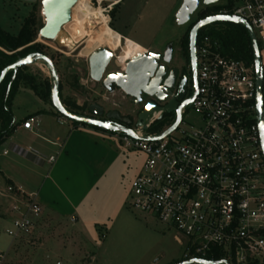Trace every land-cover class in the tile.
Returning <instances> with one entry per match:
<instances>
[{
	"label": "built area",
	"instance_id": "obj_1",
	"mask_svg": "<svg viewBox=\"0 0 264 264\" xmlns=\"http://www.w3.org/2000/svg\"><path fill=\"white\" fill-rule=\"evenodd\" d=\"M218 13L229 14L227 10ZM232 14L252 25L264 66V0H237ZM148 52L146 49L144 54ZM196 55L198 93L182 108L178 127L161 140L146 139L160 135L176 119L175 115L162 132H152L151 127L166 113L160 110L132 128L137 138L119 134L127 150L145 156L131 181L128 203L175 230V240L184 246L183 260L261 264L264 156L257 123L254 63L223 54L220 42L210 34L198 36ZM188 106L196 115L194 124L185 121ZM22 126L33 129L34 119L28 118ZM8 153L4 150L0 157ZM55 160V156L48 159L50 163ZM6 195L12 199L13 215L7 234L14 240L31 235L42 217L37 194L9 185ZM6 258L7 253L0 250V264Z\"/></svg>",
	"mask_w": 264,
	"mask_h": 264
},
{
	"label": "rangeland",
	"instance_id": "obj_2",
	"mask_svg": "<svg viewBox=\"0 0 264 264\" xmlns=\"http://www.w3.org/2000/svg\"><path fill=\"white\" fill-rule=\"evenodd\" d=\"M85 1L90 2L94 7L105 9L104 13L109 17V25L113 29L131 34L124 31L122 27L123 23L130 24L133 28V33L130 35L132 38L150 46L152 50L160 51L167 44H174L177 51L182 37L188 31L189 25L196 20L197 14L192 16L188 24L179 25L176 20L177 12L174 13L175 9L169 11L171 0H124L121 5L119 2L122 0ZM120 10L125 12L118 21L115 18ZM75 16L79 18V13L76 12ZM28 18L34 19L35 22L34 27L37 32L35 43L43 44L45 47L43 50L55 59L65 101L75 102L79 107L78 111L86 115H89L88 107L95 103L102 105L106 110L122 112L128 110L130 102L122 92L118 90V92L109 93L101 83L91 80L89 56L79 55L86 46L89 35L83 36L76 42H66L65 45H60L58 41L44 40L38 34L43 26L41 0H0V27L4 31L10 30L9 26L12 25V32L19 33L21 26ZM75 21L77 22V19ZM96 30L95 26L89 28L90 32ZM100 47L107 48L105 45ZM124 47L125 40L122 41L119 49L113 50L116 56L108 67L107 73L124 69V66L117 63V56L125 51L129 54L128 50L123 49ZM23 71L31 75L40 88L46 80L50 81L52 86L51 75L42 61L26 66ZM22 96L23 94L18 99L22 112L33 108L35 96H32L34 98ZM187 110L189 113L185 121L196 123V115L190 106ZM59 115L67 123H73ZM21 117L20 115L19 118ZM174 117L170 118L166 127L174 121ZM67 123L63 125L66 126ZM26 137L23 132L17 135V139L21 141H27ZM136 160L139 162L141 157H137ZM129 192L130 187L127 198ZM127 200L124 209L113 220L108 230L102 227L97 230V235L94 231H89L91 238L96 241L89 240L90 235L82 234L80 225L74 227L70 223L44 217L39 220L31 235L14 240L6 232L11 222H3L10 218V203L0 192V223L3 222L0 225V250L7 253L4 264H151L153 262L156 264L173 262L174 264L182 261L184 246L175 240V230L154 215L132 209Z\"/></svg>",
	"mask_w": 264,
	"mask_h": 264
},
{
	"label": "crops",
	"instance_id": "obj_3",
	"mask_svg": "<svg viewBox=\"0 0 264 264\" xmlns=\"http://www.w3.org/2000/svg\"><path fill=\"white\" fill-rule=\"evenodd\" d=\"M123 2H119V5ZM170 2L169 11L175 9L176 13L183 0ZM124 12L120 10L115 19L119 21ZM9 27L10 30L5 31L15 35L12 25ZM122 27L124 31L133 33L130 24L123 23ZM114 30L121 35L122 41L123 38L131 39L148 50L161 52L138 42L131 34ZM118 58L117 63L122 66L128 60V54L123 53L121 64ZM22 94L27 98L35 96L34 107L23 112L18 104ZM11 111L16 128L0 145V152L9 151L8 155L0 157V192L8 199L10 206L12 199L6 195V189L9 185L18 186L28 193L37 194L42 205V217L46 219L70 223L74 227L80 225L82 234L90 235L89 231H94L97 235V230L102 227L108 230L124 209L131 181L140 171L145 156L127 150L117 134L67 123L51 102L39 97L23 82L12 99ZM28 118L34 119L33 129L22 126ZM66 123V126L63 125ZM21 132L27 136V141L17 139ZM51 156L56 157L53 163L48 161ZM137 157H141L139 162ZM10 206V218L3 222H10L13 216ZM88 239L96 241L91 235Z\"/></svg>",
	"mask_w": 264,
	"mask_h": 264
},
{
	"label": "water",
	"instance_id": "obj_4",
	"mask_svg": "<svg viewBox=\"0 0 264 264\" xmlns=\"http://www.w3.org/2000/svg\"><path fill=\"white\" fill-rule=\"evenodd\" d=\"M78 1L79 0H42L41 15L43 18V26L39 29V36L44 40L56 41L62 28L71 21L72 9ZM220 2H222V0H183L181 7L176 14L177 23L179 25H186L191 21L192 16L198 13L200 8L215 5ZM218 22L242 24L246 27L249 34L256 77L257 123L264 156V66L259 42L254 29L248 20L239 15L217 13L202 18L194 23L189 31V56L192 68L194 70L198 69L196 44L200 30L208 25ZM172 52V45H169L165 53L150 51L147 54L138 55L127 61L124 70L107 73L108 67L111 65L116 55L110 49L100 47L89 55V75L91 80L96 83H101L109 93H114L119 90L126 96L131 97L136 104L142 102V94L164 102L169 99V95L164 91L172 90L175 87V78H173L172 73L169 72L166 65L171 60ZM38 61H42L45 64L51 75V103L59 114L79 124L95 126L104 131L122 132L133 138L138 137L132 128L123 125H116L107 120L95 117L104 114L105 109L100 104L95 103L89 106V110L94 116L75 113L68 109L61 100V81L57 66L53 59L47 54L33 52L26 56H19L14 63L8 65L2 70L0 74V85L10 71H13L14 74H16L19 69L35 64ZM182 89V84H180L178 86L177 94L174 95L173 99L169 100L164 107L159 106L155 101L150 102L145 106L144 110L139 115L137 121L138 125H142L152 113L160 110H164L168 113L174 111L176 115L174 123L168 129L158 136H146V139L153 141L161 140L178 127L182 121V108L187 104L192 103L194 100V96L184 100ZM180 100L184 101L180 102ZM108 117L120 119V113L116 110H112L108 113ZM125 120L129 121L128 118ZM176 264H228V262L226 260L212 261L202 258H191Z\"/></svg>",
	"mask_w": 264,
	"mask_h": 264
},
{
	"label": "trees",
	"instance_id": "obj_5",
	"mask_svg": "<svg viewBox=\"0 0 264 264\" xmlns=\"http://www.w3.org/2000/svg\"><path fill=\"white\" fill-rule=\"evenodd\" d=\"M222 1L223 2H220L215 5L204 6L200 8L197 13V18L193 22V24L202 18H205L209 15L217 14L219 11L222 10H227L229 14H232L233 8L237 0ZM34 25V19L28 18L21 26V29L17 35L9 34L0 27V74L5 67L14 63L19 56H26L32 52H41L47 54L43 50L45 48L43 44L35 43L37 32L35 30ZM203 34H210L212 35V37L218 39L221 44L223 54L234 57L236 59L244 60L248 63H253V51L251 40L246 27L242 24L231 22L214 23L213 26H207L200 30L198 35L199 38ZM182 46L189 53V31L186 33L182 40ZM50 57L55 63L54 57L52 55ZM24 68L25 67L19 69L16 74H14L13 71H10L5 77L3 83L0 85V145H2L8 139V137L14 132L16 128L14 116L11 111V102L21 82L26 83L30 88L35 91V93L39 97L45 100H49L51 102L50 81H44L42 83L43 86L40 88V85L38 86V84L35 82L34 78L31 75L24 73ZM60 94L63 104L68 109L75 113L83 114V112L78 111L79 107L76 105L75 102L65 101L63 99L61 92V84ZM169 120V113L166 112L163 117L151 127V131L156 133L162 132L166 128V125L168 124ZM73 123L75 125L87 126L85 124H79L77 122ZM88 127L110 134H121V132L104 131L95 126ZM261 264H264V262Z\"/></svg>",
	"mask_w": 264,
	"mask_h": 264
},
{
	"label": "bare ground",
	"instance_id": "obj_6",
	"mask_svg": "<svg viewBox=\"0 0 264 264\" xmlns=\"http://www.w3.org/2000/svg\"><path fill=\"white\" fill-rule=\"evenodd\" d=\"M76 12L79 13V18H76ZM104 12L102 7H94L90 2L79 0L72 9L73 16L71 21L62 28L56 41H58L60 45H65L66 42H76L83 36L89 35L90 38L86 46L79 54L81 56H89L101 45H105L111 51L119 49L122 44L121 35L109 25V17ZM76 19L77 22L75 21ZM94 26L97 27V30L95 32H90L89 28ZM124 40V49L129 51L127 61L146 53V48L142 47L137 42L127 38ZM122 61L123 54L118 58L120 64L123 63ZM122 66H124L125 69L126 63Z\"/></svg>",
	"mask_w": 264,
	"mask_h": 264
},
{
	"label": "flooded vegetation",
	"instance_id": "obj_7",
	"mask_svg": "<svg viewBox=\"0 0 264 264\" xmlns=\"http://www.w3.org/2000/svg\"><path fill=\"white\" fill-rule=\"evenodd\" d=\"M196 18H197V14H196ZM193 22L189 25L188 31H190V29L194 25ZM183 38L184 37H182V40ZM182 40L180 41V47L178 48L177 51L175 50L174 44H167L165 49L161 51V53H165L169 45L173 46L171 60L166 65L168 67L169 72L172 73L173 78H175V87L172 90L164 91L167 95H169V99L167 101L161 102V101H158L154 97H150V96L142 94L141 96L142 102L140 104H136L131 97L126 96L124 93H122L129 99L130 106L126 112L116 110L120 113V119L109 118L108 113L112 110H106L105 108H104L105 109L104 114L102 116H95V117L102 119V120H107L116 125H123L129 128H133L137 124L139 115L141 114V112L144 110L145 106L148 103L155 101L158 103L159 106L164 107L168 103V101L173 99L174 95L177 94L178 86L180 84H182V88H183L182 95H184V100H187L192 96H194V99H195L198 93V89H199L198 69L194 70L192 68L189 53L182 46ZM150 51L151 50H149V52ZM184 100H180V102ZM88 110H89V107H88ZM89 115L94 116L90 112V110H89ZM172 116H175L174 111L169 113V117H172ZM126 118H128L129 121H126L125 120Z\"/></svg>",
	"mask_w": 264,
	"mask_h": 264
}]
</instances>
